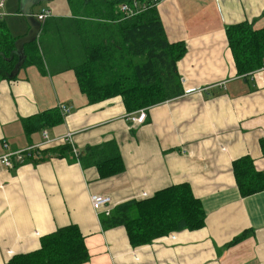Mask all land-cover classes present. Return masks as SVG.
I'll return each mask as SVG.
<instances>
[{
  "label": "crops",
  "instance_id": "crops-1",
  "mask_svg": "<svg viewBox=\"0 0 264 264\" xmlns=\"http://www.w3.org/2000/svg\"><path fill=\"white\" fill-rule=\"evenodd\" d=\"M47 1L34 0L31 13L49 12L37 8ZM22 3L0 0V21L19 37L29 29ZM65 4L66 10L42 22L37 37L45 73L29 66L14 81L0 80V156L64 142L81 150L113 140L124 170L100 179L94 167L65 159L27 160L12 169L0 161V264L39 249L41 237L70 224L85 238V264H264V191L242 197L232 172V162L248 156L264 173V68L237 76L225 35L228 26L243 21L264 27V0L157 4L168 41L186 46L177 63L184 93L147 108L142 124L128 119L120 97L89 104L81 93L73 72L81 46ZM50 24L59 30L55 42ZM64 107L69 112L61 125L24 133L22 119ZM181 183L201 201L205 226L148 245L131 247L123 227L103 231L100 213L91 207L93 195L111 199L110 213L125 201ZM242 232V241L228 245Z\"/></svg>",
  "mask_w": 264,
  "mask_h": 264
},
{
  "label": "trees",
  "instance_id": "trees-1",
  "mask_svg": "<svg viewBox=\"0 0 264 264\" xmlns=\"http://www.w3.org/2000/svg\"><path fill=\"white\" fill-rule=\"evenodd\" d=\"M75 35L81 46L82 60L73 68L77 84L89 104L120 97L126 113L150 108L183 95L177 63L186 53L183 42L170 43L156 8L158 2L132 17L121 12V3L132 0H66ZM236 75L247 77L264 68V27L255 29L246 21L225 30ZM20 38L0 21V80L17 79L15 67L20 60L15 41ZM21 68L35 66L45 73L37 41L24 46ZM59 108L45 110L21 120L24 133L54 128L63 123ZM25 158L37 164L51 158L65 159L68 164L94 167L100 179L124 170L115 141L75 149L64 142L48 148H36ZM15 164L14 168L22 165ZM232 172L242 197L264 191V173L255 169L248 156L232 162ZM205 211L187 183L163 188L150 198L128 200L115 206L109 214L100 213L103 231L123 227L131 247L151 244L155 239L174 232L196 231L205 226ZM242 232L228 245L242 241ZM90 255L85 238L75 224L58 228L40 238L39 249L12 256L5 264H85Z\"/></svg>",
  "mask_w": 264,
  "mask_h": 264
},
{
  "label": "built area",
  "instance_id": "built-area-1",
  "mask_svg": "<svg viewBox=\"0 0 264 264\" xmlns=\"http://www.w3.org/2000/svg\"><path fill=\"white\" fill-rule=\"evenodd\" d=\"M158 1L159 0H152V2L154 3ZM0 6H2V4H0ZM146 7L147 5L145 2H141L139 0H132L130 3H121L119 9L121 12L125 13L127 17H132L136 15L137 13H139L140 11H143L144 9H146ZM48 17H49L48 11H42L36 16L37 20H39L41 23L44 22L45 19ZM187 92H190V91H187ZM59 110L63 116L64 114H67L69 112V110L65 107L59 108ZM128 119L132 123H139V124L144 123L146 119V109H141V110L136 111L135 113H132L131 115H129ZM43 136L45 139L47 138L45 132H43ZM36 148L38 147L37 146L29 147V148H26L20 151L6 153L0 156V161L3 163L5 167L12 169L14 168L15 164H22L25 158L31 156V153H32L31 151H33V149H36ZM11 157L15 159V163L11 162ZM90 202H91V207L95 212L109 214V207L112 204V201L109 197H105L102 195H93L91 196ZM170 237L172 238L173 235H170Z\"/></svg>",
  "mask_w": 264,
  "mask_h": 264
},
{
  "label": "water",
  "instance_id": "water-1",
  "mask_svg": "<svg viewBox=\"0 0 264 264\" xmlns=\"http://www.w3.org/2000/svg\"><path fill=\"white\" fill-rule=\"evenodd\" d=\"M24 1H25V3L24 4L22 3L21 14L24 17L29 29L24 36L18 38L15 41V50L19 54L20 60L18 61L17 65L15 67V74L14 75L18 74V72L20 70V66L23 62L24 46L26 44L37 41L38 34H39L40 29L42 27V23L39 20H37L36 17L30 11V7L34 3V0H24ZM20 6H21V4H20Z\"/></svg>",
  "mask_w": 264,
  "mask_h": 264
},
{
  "label": "rangeland",
  "instance_id": "rangeland-1",
  "mask_svg": "<svg viewBox=\"0 0 264 264\" xmlns=\"http://www.w3.org/2000/svg\"><path fill=\"white\" fill-rule=\"evenodd\" d=\"M37 8L38 9L46 8L47 10H49V16L51 15V17H54V15H59L60 14L59 12L61 10H63V9L66 10L67 7L65 4V0H50L47 2H42L40 7L37 6ZM49 31L52 34L51 42H55V39L57 38L56 36H57L59 30H57L53 24H50Z\"/></svg>",
  "mask_w": 264,
  "mask_h": 264
}]
</instances>
